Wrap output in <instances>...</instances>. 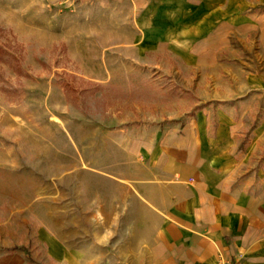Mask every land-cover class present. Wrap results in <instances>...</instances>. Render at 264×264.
Wrapping results in <instances>:
<instances>
[{"label": "rangeland", "instance_id": "rangeland-1", "mask_svg": "<svg viewBox=\"0 0 264 264\" xmlns=\"http://www.w3.org/2000/svg\"><path fill=\"white\" fill-rule=\"evenodd\" d=\"M138 35L123 0H0V225L35 264H148L106 171L115 130L193 115L233 81ZM238 49L225 67L264 70L263 48Z\"/></svg>", "mask_w": 264, "mask_h": 264}, {"label": "crops", "instance_id": "crops-1", "mask_svg": "<svg viewBox=\"0 0 264 264\" xmlns=\"http://www.w3.org/2000/svg\"><path fill=\"white\" fill-rule=\"evenodd\" d=\"M123 1L143 50L233 79L193 115L115 130L106 171L141 251L148 264H264V70L224 66L237 48L264 50V0ZM13 237L0 225V264H35Z\"/></svg>", "mask_w": 264, "mask_h": 264}]
</instances>
